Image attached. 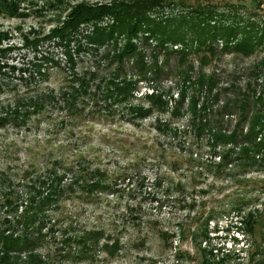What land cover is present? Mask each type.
Returning <instances> with one entry per match:
<instances>
[{
    "label": "trees",
    "instance_id": "obj_1",
    "mask_svg": "<svg viewBox=\"0 0 264 264\" xmlns=\"http://www.w3.org/2000/svg\"><path fill=\"white\" fill-rule=\"evenodd\" d=\"M70 1L42 0L41 11L58 10L53 16L54 27L44 35L32 28L20 33L23 47L35 50L44 42L53 44L45 54L33 56L36 62L31 69L8 64L7 52L15 45L8 42L7 33L0 32V75L4 76L6 71L8 76L16 72V78L29 86L46 80L48 70L56 68L61 69L65 80L56 89L34 86L22 97L4 107L0 105V127L7 122L25 125L31 115H41L50 106L64 110L63 116L74 124L88 117L91 108L100 117L110 115L112 119H115L113 109L126 108L132 120H145L154 111L170 108L172 117L190 116L187 128L198 138L205 136V144L219 157L214 163L218 171L232 164L245 168L264 163V9L260 1L256 0L253 9L241 0H112L99 5ZM8 2L0 0V14L15 15L17 12ZM176 3L189 8L183 14L169 17L152 15ZM104 16L111 21L106 25L92 24L90 30L83 31L82 27L88 22L99 21ZM217 39L221 41L220 48ZM135 40L145 45H151L149 41L153 43L150 64L144 61L143 46ZM257 50L262 51V55L248 68L253 76L242 88L229 84L233 89H229L228 94L226 88L216 87L218 73L215 70H203L217 52L241 57ZM171 53L177 54V64L172 71L179 78L174 94L157 89L154 84L170 71L166 64H158V55H163V61L167 62ZM190 54L198 56L197 68L193 60L188 59ZM138 81L149 82L152 92L132 104ZM101 110L106 114H100ZM231 120L230 130L222 127ZM161 125L170 129L168 124ZM43 159L47 160L43 178L28 173L30 169L32 174L39 171L33 161L29 164L31 168L22 171L21 175L30 176L23 193L0 173V186L4 187L0 191V264H94L98 253L102 255V262L109 263L122 248L118 238L105 234L101 228H83L72 233L68 232L67 223L57 224L64 203L62 196L65 193L66 197L75 193L87 196L106 190L104 172L99 168L88 171L77 167L80 172L76 177L77 172L72 173L73 165L63 170L61 156H44ZM64 171L71 174L65 183ZM53 208L55 214L49 216ZM242 223L252 240L245 251L244 262L234 261L235 256L228 251L220 257L212 248L202 246L201 241L207 238L206 230L188 233L201 256L200 264H264V216L257 208L248 209ZM177 229L178 235L185 233L181 224ZM56 230L60 234L58 239H55ZM164 234H160L162 239ZM47 243L51 247L41 251L40 247ZM175 255L179 257L182 253Z\"/></svg>",
    "mask_w": 264,
    "mask_h": 264
},
{
    "label": "rangeland",
    "instance_id": "obj_2",
    "mask_svg": "<svg viewBox=\"0 0 264 264\" xmlns=\"http://www.w3.org/2000/svg\"><path fill=\"white\" fill-rule=\"evenodd\" d=\"M80 1L99 5L112 0L70 2ZM258 1L264 9V0ZM241 2L253 9L256 0ZM8 3L17 13L10 16L0 14V32L7 33L8 42L15 45L7 52L6 60L16 67L31 69L35 61L33 56L45 54L53 44L44 42L35 50L23 47L20 33L32 28L44 35L54 27L53 16L58 10L53 8L41 11L42 0H9ZM188 8L176 3L152 15L169 17L183 14ZM102 19L88 22L83 31L86 32L92 24H99ZM135 41L143 46L144 61L150 64L153 43L149 41L151 45H145L139 40ZM216 44L218 48L222 46L219 39ZM172 47L179 48V44ZM261 55L260 50L241 57L217 52L213 60L203 66V70H215L218 73L216 87L226 88L225 93L228 94L233 86L239 85L242 88L251 79L253 75L248 68ZM176 57L177 54L171 53L166 58L167 62H164L163 55H158V64H166L170 71L154 82L157 89L170 90L172 94L178 90L179 78L172 71V67L177 64ZM188 59L193 60L197 68L198 56L190 54ZM16 77V72L8 76L6 71L4 76L0 75V105L3 107L13 99L22 97L25 92L32 91L34 86L56 89L65 81L61 69L56 68L49 69L46 80L38 84L26 86L25 82ZM148 84L137 82L132 104L144 100V96L152 92ZM101 108L104 109L103 106ZM169 111L170 108L154 111L145 120H132L126 108L113 109L115 119L110 115L100 117L91 108L88 117H93L84 116L82 121L74 124L63 116L64 110L50 106L41 115H31L25 125L7 122L6 126L0 127V173L5 175L7 182L8 179L12 182L17 191L23 193L24 184L29 183L30 176L21 175L22 171L31 168L29 164L33 161L42 172L32 174L30 169L28 173L32 176L39 174L43 178V170L47 167L44 156H61L64 161L63 170L73 165L72 173L77 172V167L88 171L99 168L103 171L106 190L95 191L87 196L75 193L66 197L65 193L62 196L64 203L61 214L57 217L58 225L67 223L68 232L101 228L105 234L119 239L122 248L115 258L104 263L101 253H98L94 264H200L201 256L196 244L189 239L188 233L193 230L197 234L206 230L207 238L201 244L205 248H212L215 255L221 257L222 253L228 251L235 256L234 261L244 262L247 259L245 251L249 249L252 240L243 226L242 218L248 209L253 208H257L264 216V163L245 168L232 164L218 171L214 163H217L219 157L214 156L205 144V136L198 138L187 128L190 116L183 114L172 117ZM99 112L106 114L104 110ZM161 124H168L170 129ZM232 124V120L224 122L222 127L230 130ZM173 129L177 132H173ZM79 172L75 173L76 177ZM63 175V183L70 180L71 174L68 171H64ZM16 181L19 183L15 184ZM3 188L1 185L0 191ZM24 198L25 195L22 196ZM51 210L48 214L54 216V208ZM179 224L185 228L182 236L178 235ZM162 232L165 233L164 239L160 236ZM54 234L55 239L60 237L59 231L56 230ZM47 246L51 247V244L42 245L40 250H45ZM180 252L182 255L177 257L175 254Z\"/></svg>",
    "mask_w": 264,
    "mask_h": 264
},
{
    "label": "built area",
    "instance_id": "obj_3",
    "mask_svg": "<svg viewBox=\"0 0 264 264\" xmlns=\"http://www.w3.org/2000/svg\"><path fill=\"white\" fill-rule=\"evenodd\" d=\"M111 20H110V18L109 17H107V16H104L103 17V19L101 20V22L98 24V25H106L107 23H109ZM91 27H92V25L90 26V28L88 29V30H90L91 29ZM83 28V27H82ZM87 30V31H88ZM86 31V32H87ZM85 32V33H86Z\"/></svg>",
    "mask_w": 264,
    "mask_h": 264
}]
</instances>
